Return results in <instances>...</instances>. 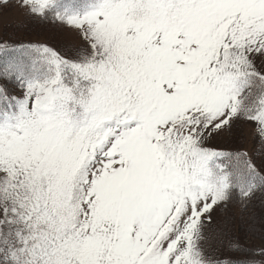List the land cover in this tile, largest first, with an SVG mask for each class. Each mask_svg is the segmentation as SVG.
Wrapping results in <instances>:
<instances>
[{
	"label": "snow or ice",
	"instance_id": "1",
	"mask_svg": "<svg viewBox=\"0 0 264 264\" xmlns=\"http://www.w3.org/2000/svg\"><path fill=\"white\" fill-rule=\"evenodd\" d=\"M13 6L81 43L0 39V264H264L206 244L264 194V0ZM244 124L255 154L216 142Z\"/></svg>",
	"mask_w": 264,
	"mask_h": 264
},
{
	"label": "rangeland",
	"instance_id": "2",
	"mask_svg": "<svg viewBox=\"0 0 264 264\" xmlns=\"http://www.w3.org/2000/svg\"><path fill=\"white\" fill-rule=\"evenodd\" d=\"M9 0L6 6H0V39L15 42L29 41L47 44L61 53L70 51L81 43L77 33L51 20L42 21L26 14V9ZM228 147H240L255 154L260 149L254 135V126L244 124L239 129L226 132L216 141ZM264 156V152H261ZM264 194L247 201L239 198L229 202L226 207L218 208L213 223L207 231V246L219 256L227 252L231 241H238L248 252H235V258L243 259L253 249L264 247Z\"/></svg>",
	"mask_w": 264,
	"mask_h": 264
},
{
	"label": "trees",
	"instance_id": "3",
	"mask_svg": "<svg viewBox=\"0 0 264 264\" xmlns=\"http://www.w3.org/2000/svg\"><path fill=\"white\" fill-rule=\"evenodd\" d=\"M262 216H264V215H262Z\"/></svg>",
	"mask_w": 264,
	"mask_h": 264
}]
</instances>
